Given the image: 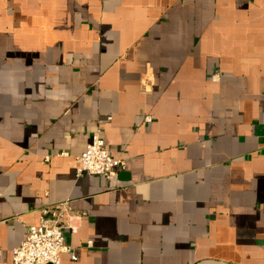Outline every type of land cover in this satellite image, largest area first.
<instances>
[{"label":"crops","instance_id":"crops-1","mask_svg":"<svg viewBox=\"0 0 264 264\" xmlns=\"http://www.w3.org/2000/svg\"><path fill=\"white\" fill-rule=\"evenodd\" d=\"M65 201L59 264H264V0H0V264Z\"/></svg>","mask_w":264,"mask_h":264},{"label":"built area","instance_id":"built-area-1","mask_svg":"<svg viewBox=\"0 0 264 264\" xmlns=\"http://www.w3.org/2000/svg\"><path fill=\"white\" fill-rule=\"evenodd\" d=\"M100 133L98 127L91 134L90 141L78 156L80 164L77 171L111 179L122 168V160L110 155ZM69 219L70 206L67 201L42 208L38 222L26 227L24 240L12 249V263L59 264L60 255L67 252L72 253L75 259L73 249L66 243L63 234L66 227L76 232V226L68 224Z\"/></svg>","mask_w":264,"mask_h":264}]
</instances>
